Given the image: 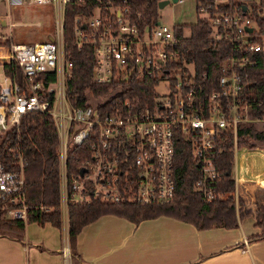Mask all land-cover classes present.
<instances>
[{
    "label": "built area",
    "instance_id": "2783aa9c",
    "mask_svg": "<svg viewBox=\"0 0 264 264\" xmlns=\"http://www.w3.org/2000/svg\"><path fill=\"white\" fill-rule=\"evenodd\" d=\"M4 1L12 8L24 2L55 0ZM56 1L64 9L70 0ZM251 1L258 2L212 0L196 8L211 24L210 37L230 45L220 61L217 85L208 91L204 89L205 76L197 78L193 63L180 58L173 24H140L130 14L126 0H97L89 13L75 15V43L77 47L92 46L94 80L106 83L133 75L156 78L153 99L145 104L134 97L107 106L96 104L103 99L91 97L85 99L88 104L72 103L66 84L71 62L63 50L61 22L53 40L0 42V133L17 126L26 111H44L53 117L59 134V184L65 211L69 201L90 202L94 198L119 202L126 193L140 203L171 201L177 129L192 140L193 155L201 166L195 186L209 201L212 183L219 176L212 159L218 130L230 129L233 134L234 180L239 171L250 177L264 170L260 158L237 156L238 152H253L237 144L238 124L260 119L249 114V102L242 95L247 68L256 65L255 53L264 49V35ZM6 64L20 69V80L14 71L5 69ZM49 71L55 73L53 80L46 79ZM160 82L163 85L158 90ZM70 143H79L87 154L80 159L78 171L68 175L66 148ZM80 168H84L82 173ZM24 181L22 156L14 151L9 166L0 161V211L8 218L27 220Z\"/></svg>",
    "mask_w": 264,
    "mask_h": 264
},
{
    "label": "trees",
    "instance_id": "16d2710c",
    "mask_svg": "<svg viewBox=\"0 0 264 264\" xmlns=\"http://www.w3.org/2000/svg\"><path fill=\"white\" fill-rule=\"evenodd\" d=\"M97 0L66 1L63 9V50L65 57L71 62L70 74L66 79L67 95L72 103L88 104L87 97L101 98L99 106H107L124 97H134L146 103L153 99L156 78L149 76H130L127 79H111L106 83L97 82L93 78L94 54L90 44L77 47L73 25L75 15L87 14ZM120 1V0H119ZM159 0H126L130 14L140 24H152L158 20ZM212 0H196L199 4ZM252 11L256 23L264 35V0L252 2ZM222 7L221 5L218 8ZM139 14V15H138ZM175 23L178 41L175 45L180 50V58L193 63L197 78L204 77V89L211 90L217 85L220 74L219 65L222 57L229 53L230 45L225 40L210 37L211 24L204 17L197 16L188 24ZM9 42V38L4 41ZM256 65L247 68V79L243 94L249 102V114L259 116L257 121H242L237 126V144L249 148L260 147L264 151V49L255 53ZM5 69L14 71L18 80L20 69L14 64H6ZM55 73L49 71L47 80H53ZM74 127V124L72 125ZM59 134L50 114L44 111H26L17 126L0 133V161L9 166L14 159V151L20 152L24 168L25 202L28 203L27 221H36L43 225L50 222L60 228L62 217L60 210V167H59ZM192 140L176 129L173 138V181L172 200L165 203H140L124 195L121 201H102L94 199L90 202H72L67 204V234L71 256V264H82V256L77 250V236L80 229L93 222L103 214H115L139 223L144 218L167 215L191 223L198 229L211 226L236 227L238 219L235 212V195L233 179V134L230 129H220L214 140L212 156L219 176L212 183L213 198L209 201L201 196L195 186L200 173V164L193 155ZM66 167L68 175L78 171L82 153L79 143L67 145ZM264 182V181H263ZM264 185V183H263ZM250 181L241 184L236 181L238 212L241 221L245 217L244 205L250 194ZM43 205L49 209H41ZM1 212V211H0ZM2 213V212H1ZM3 214V213H2ZM0 227L22 232L25 221L18 218L0 220ZM264 238V229L248 236L249 240Z\"/></svg>",
    "mask_w": 264,
    "mask_h": 264
},
{
    "label": "crops",
    "instance_id": "0c3cea01",
    "mask_svg": "<svg viewBox=\"0 0 264 264\" xmlns=\"http://www.w3.org/2000/svg\"><path fill=\"white\" fill-rule=\"evenodd\" d=\"M52 3L54 21L58 24L61 22L63 26V8L56 0ZM10 9L4 0H0V29L8 25L37 26L41 23L40 19L30 22L13 20L10 18ZM57 31L56 29L54 34H49L41 40L50 39L49 37L53 40ZM8 35L11 37L9 41H13L12 35ZM250 150L253 152L242 151L238 152L237 156L250 155L255 161L259 158L264 161L259 154L264 155L260 147ZM235 179V212L238 226L198 229L189 222L167 215L144 218L136 224L122 216L103 214L84 225L78 232L77 250L82 256V264H264V238L248 239L249 235L264 229V170L250 177L239 171ZM244 180H249L251 187L243 207L245 217L241 221L236 181L241 184ZM61 217L60 228L53 225L60 240L62 236L61 246L59 243L57 246V241L55 242V251L58 252L59 258L63 253V264H71L67 210Z\"/></svg>",
    "mask_w": 264,
    "mask_h": 264
},
{
    "label": "rangeland",
    "instance_id": "374dc122",
    "mask_svg": "<svg viewBox=\"0 0 264 264\" xmlns=\"http://www.w3.org/2000/svg\"><path fill=\"white\" fill-rule=\"evenodd\" d=\"M53 4L24 2L19 6L10 9V18L20 21H35L40 19V25H16L4 26L0 29V39L6 37L13 41H34L45 39L49 34H54L58 22L54 21ZM158 19L168 25L175 23L185 24L184 30L188 34V24L194 22L198 16L196 12V0H169L162 6H158ZM55 25V28H54ZM3 29V30H2ZM7 35V36H4ZM2 72L0 69V82ZM163 82H160L157 89H162ZM62 170L61 162L59 163ZM62 185L60 186V210L64 214L65 201H63ZM8 218L0 212V220ZM61 246L62 236L57 229L49 222L42 224L36 221L25 220V227L22 232L9 230L0 227V264H63V253L59 258L55 251V242ZM61 251V249H60ZM63 252V251H61Z\"/></svg>",
    "mask_w": 264,
    "mask_h": 264
},
{
    "label": "water",
    "instance_id": "95a60500",
    "mask_svg": "<svg viewBox=\"0 0 264 264\" xmlns=\"http://www.w3.org/2000/svg\"><path fill=\"white\" fill-rule=\"evenodd\" d=\"M169 0H159L158 1V6H162L163 4H165V3H167ZM174 1H176V0H174ZM245 8V6H243V9ZM159 21V19L158 20H156V22H158ZM248 30H251V28H250V26H247L246 27ZM248 37H249V35H248ZM50 39H52V37H49ZM84 171V168H80V173H82Z\"/></svg>",
    "mask_w": 264,
    "mask_h": 264
}]
</instances>
